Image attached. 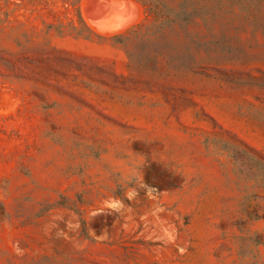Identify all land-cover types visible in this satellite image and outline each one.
Returning a JSON list of instances; mask_svg holds the SVG:
<instances>
[{
	"label": "rangeland",
	"instance_id": "374dc122",
	"mask_svg": "<svg viewBox=\"0 0 264 264\" xmlns=\"http://www.w3.org/2000/svg\"><path fill=\"white\" fill-rule=\"evenodd\" d=\"M93 1L0 0V264H264V0Z\"/></svg>",
	"mask_w": 264,
	"mask_h": 264
},
{
	"label": "trees",
	"instance_id": "16d2710c",
	"mask_svg": "<svg viewBox=\"0 0 264 264\" xmlns=\"http://www.w3.org/2000/svg\"><path fill=\"white\" fill-rule=\"evenodd\" d=\"M144 5L150 13L159 14L166 7L165 0H143Z\"/></svg>",
	"mask_w": 264,
	"mask_h": 264
},
{
	"label": "water",
	"instance_id": "95a60500",
	"mask_svg": "<svg viewBox=\"0 0 264 264\" xmlns=\"http://www.w3.org/2000/svg\"><path fill=\"white\" fill-rule=\"evenodd\" d=\"M96 2H97L96 0H94V1H93V3H96ZM97 3H101V2H97ZM101 5L103 6V4H102V3H101Z\"/></svg>",
	"mask_w": 264,
	"mask_h": 264
},
{
	"label": "bare ground",
	"instance_id": "6f19581e",
	"mask_svg": "<svg viewBox=\"0 0 264 264\" xmlns=\"http://www.w3.org/2000/svg\"><path fill=\"white\" fill-rule=\"evenodd\" d=\"M87 5V4H86ZM112 31V30H111Z\"/></svg>",
	"mask_w": 264,
	"mask_h": 264
}]
</instances>
